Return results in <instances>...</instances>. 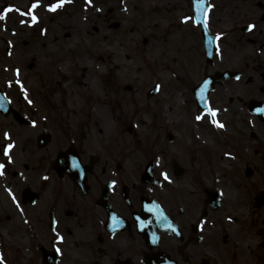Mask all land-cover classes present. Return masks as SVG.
<instances>
[{
	"label": "flooded vegetation",
	"instance_id": "af4514ba",
	"mask_svg": "<svg viewBox=\"0 0 264 264\" xmlns=\"http://www.w3.org/2000/svg\"><path fill=\"white\" fill-rule=\"evenodd\" d=\"M51 2L58 0H38L35 8L37 0H0V13L12 9L0 19V42L8 43L0 53L29 56L34 49L23 38L25 13L31 10L42 20ZM78 3L108 11V22L115 11L150 3L157 12L155 25H165L173 38L170 28L176 26L180 31L172 41L179 36L183 47L192 48L184 55L177 47L173 57L176 65L181 61L176 82L188 86L191 98L168 111L160 109V100H146L149 106L141 109L155 114L153 119L163 112L169 125H160L151 141L133 139L139 146L128 148L124 136L97 137L95 104H77V112L56 99L64 91L76 95L74 87L67 94L55 84L36 100L31 96L37 89L29 86L26 101L10 95L15 84L5 85L4 75L14 66L0 61V91L8 99L0 101V264H264V0ZM204 25L217 42L211 60ZM120 26L112 20L111 27ZM41 35L53 39L47 26ZM223 58L258 66H225ZM42 61L34 57L28 70L41 75ZM218 72L228 75L209 92L208 106L200 107L197 88ZM192 119L222 132L216 143L221 149L198 144L193 128L192 142L181 145L179 137ZM134 130L117 134L133 138ZM9 143L13 147L5 155Z\"/></svg>",
	"mask_w": 264,
	"mask_h": 264
},
{
	"label": "rangeland",
	"instance_id": "374dc122",
	"mask_svg": "<svg viewBox=\"0 0 264 264\" xmlns=\"http://www.w3.org/2000/svg\"><path fill=\"white\" fill-rule=\"evenodd\" d=\"M66 1L68 3L66 7L64 2L54 11L49 8L54 3H49L46 9L42 10V20L37 18L33 22L31 16L26 17L28 27L23 38L29 40L34 49L29 56L15 53L6 55L5 50L1 51L2 66H14L4 75L5 85L15 84L11 89L8 87L9 94L15 96L18 93L19 97L26 101L29 97V94L27 95V86H29L30 89H37L31 96L36 100L38 94L44 96L48 87L57 88L55 84H59V88L65 89L67 94L70 93L71 87H74L77 90L76 95L66 96L64 91L57 93L56 99L63 98L71 106H67L68 109H75L77 112L80 111V106L77 104L87 106L90 105L89 103L95 104L97 137L100 138L109 132L113 133L114 137L124 136L127 142L130 141L127 144L128 148L139 146L133 144V139L151 141L153 133L160 125L163 127L169 125L166 122L168 117L162 112V118L153 119L155 114L147 113L141 108L143 104H147L145 101L148 99L160 100L162 103L160 109L165 108L167 111L170 110L171 104L180 107L187 103L186 100L191 98L190 89L176 82L177 77L182 76L179 67L177 68L181 61L177 59L176 65L173 57L176 56L177 47H182L181 52L184 55H190L192 48L188 43L185 45L188 50L183 47V39L179 36L172 41L180 31H177L176 26L170 28L175 34L173 38L172 34H166L163 23L164 26L155 25L157 12L150 3L143 9L115 11L112 20L120 21L121 26L113 28L112 20L108 22L109 20L106 19L107 16L109 17L108 11L84 8L79 5V0L76 4L71 3L70 0ZM46 26L49 36L53 37L52 40L48 39L49 37H41V32ZM7 28L5 24L1 32L7 31ZM5 33L3 31L2 34ZM68 33L70 36H66ZM145 38L147 41H144ZM7 45L8 43L0 42L3 48ZM55 51L58 53H53ZM34 57L43 58V63L40 65L43 68L40 71L41 75H34L28 70V65ZM221 61L225 66L257 65L255 61L249 63L248 59L223 58ZM20 67L23 72L18 70ZM156 85H158L157 94L148 98L149 90ZM87 110L86 108L83 112L87 114ZM104 115L110 116L109 122L101 120ZM187 125L188 132L179 137V141H182L181 145L192 142L188 135L193 128L196 140L199 139L198 144L209 142V148L221 149L222 146L218 147L216 143L220 142L219 134L222 132L216 126L212 127V124L206 121L195 122L193 119L188 121ZM130 129H135L134 132H137L133 138L129 133L117 134V132H129ZM199 133L202 138L199 137ZM144 146L149 151L154 149L148 144ZM179 147L177 146L176 149L179 150Z\"/></svg>",
	"mask_w": 264,
	"mask_h": 264
},
{
	"label": "water",
	"instance_id": "95a60500",
	"mask_svg": "<svg viewBox=\"0 0 264 264\" xmlns=\"http://www.w3.org/2000/svg\"><path fill=\"white\" fill-rule=\"evenodd\" d=\"M204 39H205V49L208 53V59L211 60L213 57V54L216 50V40L213 36H211L210 32L208 31V28L204 25ZM228 73H222L218 72L214 76H210L205 79V81L197 88L196 90V98L198 101V104L200 107H207L208 106V95L209 92L213 89L215 86V83L222 81L225 77H227ZM157 88L154 86L152 89L148 92V97H151L155 94ZM3 100L5 103L8 102L7 98L5 97V94L0 91V101ZM8 104V103H7Z\"/></svg>",
	"mask_w": 264,
	"mask_h": 264
},
{
	"label": "snow or ice",
	"instance_id": "6c2138e0",
	"mask_svg": "<svg viewBox=\"0 0 264 264\" xmlns=\"http://www.w3.org/2000/svg\"><path fill=\"white\" fill-rule=\"evenodd\" d=\"M65 2V0H58V3H54V4H51L50 6H49V8H50V10H55L57 7H59V6H61V4H63ZM88 2L90 3L91 2V0H88ZM38 6V0H37V3H34L33 5H32V7L33 8H35V7H37ZM12 9H5L4 10V12H2V13H0V19H4L5 18V15H6V13L8 12V11H11ZM17 11H19L18 9H17ZM26 15H31V17H32V21L33 22H35V20L37 19V17L34 15V14H32V12H31V10L28 12V13H25ZM251 27H254L253 25H250L249 26V28H251ZM210 112H211V114L214 116L215 115V112L213 111V110H209ZM201 117L200 116H198L197 117V119H200ZM218 126H221L222 127V125H218ZM5 135V137L7 138L8 137V134L7 133H5L4 134ZM13 147V144H11V143H9V144H7L4 148H3V152H4V154L5 155H8V153H9V150L11 149ZM9 159H11V157L9 156ZM4 169V164L3 163H0V174H3V170ZM162 175L164 176V178L167 180L168 179V177H167V174L166 173H162ZM0 259H2V257H0Z\"/></svg>",
	"mask_w": 264,
	"mask_h": 264
}]
</instances>
